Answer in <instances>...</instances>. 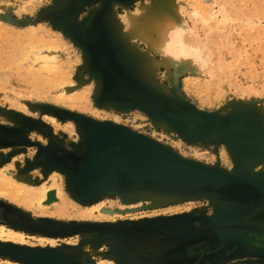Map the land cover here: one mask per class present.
<instances>
[{
    "label": "rangeland",
    "instance_id": "obj_1",
    "mask_svg": "<svg viewBox=\"0 0 264 264\" xmlns=\"http://www.w3.org/2000/svg\"><path fill=\"white\" fill-rule=\"evenodd\" d=\"M135 1L0 0V166L21 154L13 161L14 173L25 175L37 169L40 177L35 172L27 175L35 184L58 172L66 205V213L57 214L52 208L42 213L0 198V223L31 235L57 238L53 246L16 245L55 249L75 264H101L102 258L112 259V264H264V254L227 240L220 242L222 228L264 229V186L252 181L196 185L185 194L172 191L177 199L163 205H151V194L172 195L167 189L129 179L90 202L79 200L71 190L69 178L81 166L84 148L79 123L69 117L75 114L123 125L182 158L264 179V157L258 158L260 143L252 135L261 133L258 125L264 121V34L259 35L264 31V0H209L205 4L184 0L201 10L213 5L231 18L223 35H216L214 19L196 24L210 49V66L196 78L183 75L176 83L180 100L223 118L215 133L197 141L184 139L174 130H154L144 111L135 106L121 111L107 101L109 68L124 73L136 86L165 96L169 94L162 89L172 88L163 70L147 76L142 68L130 69L136 45L127 37L119 15L121 5L132 9ZM250 28L254 36L249 35ZM226 38L232 44L225 43ZM45 47L57 52L48 67L31 60L34 50ZM65 85H75L71 101L62 96ZM21 106L25 110L20 111ZM62 111L69 116H62ZM45 115L53 116L57 124L45 121ZM67 121L74 125L75 139L62 129ZM113 152L109 148L102 154ZM99 202L112 210V217L90 220L77 215L85 206ZM118 203L140 205L126 211ZM241 217L242 222L233 220ZM258 238L260 245L252 243L261 246L264 234L254 235L253 240ZM6 260L21 263L0 253V264Z\"/></svg>",
    "mask_w": 264,
    "mask_h": 264
},
{
    "label": "bare ground",
    "instance_id": "obj_2",
    "mask_svg": "<svg viewBox=\"0 0 264 264\" xmlns=\"http://www.w3.org/2000/svg\"><path fill=\"white\" fill-rule=\"evenodd\" d=\"M196 1H198L199 4L201 1H203L205 4V2H208L209 0ZM196 1L195 3H197ZM115 5L118 4H114V6ZM127 5L128 4L121 5L123 12L119 16H121V22L124 26L123 28L126 30L127 37L131 39L134 45H136V47L133 48L132 55L134 60L130 69L133 70L134 68H142L147 76H153L157 71L163 70L169 78L172 88L169 89L164 87V89H162V91L169 94L167 95L170 96L169 98L162 94L163 92L159 91V93L148 88H144L143 90L140 88L129 90V87H120L118 92H120L123 96H130V99L128 102H124L125 100H119L122 96H117V98L115 97V102H113L111 106L115 109H120L121 111L124 110V107L128 106L129 104L136 105L137 108L143 107L149 112L148 116L150 119V124L154 130L160 129L163 132L169 133H171L173 130H176V132L178 130L177 133H181L182 135L186 136L185 139H188V137L193 136L195 133H203L206 130H211L213 124L210 117H201L199 114L189 111L188 107L186 108L183 105L177 110L174 109L175 107H179L182 104V100H180V93L176 88V83L180 76L184 75L197 77V75L209 68L208 65L211 61V52L206 42L200 38V33L198 30H196V24L201 22L202 24L206 25L209 23L210 19H214V30L217 32L216 35H223L226 31H224L226 22L231 18L227 15V13L220 9L214 10L212 7L213 5L207 6L208 8L205 10L202 7L203 10H201L197 4V6L195 4V6H191L184 0H136L132 9ZM251 30L252 29L250 28L249 31ZM257 30H260V28ZM253 31L254 30L250 32V36L255 35V31L254 35L252 34ZM261 32L262 33L259 35L264 34V31ZM206 39L208 40V38ZM226 39L227 40H225V43L231 42L229 41L230 39ZM261 43L264 44V41ZM138 45H142V47H139ZM231 49L233 50V48ZM177 57L179 58L177 59ZM56 59L57 52L56 49L52 47L38 48L34 50L32 52L31 58L33 62L40 61L43 64L42 67H48V65L50 63L52 64V62H54ZM74 91L75 85H65L63 87L62 96L71 101L75 97V95H73ZM240 102L238 101L237 105H240L241 107ZM118 106L119 108H117ZM22 110H25V106H21L20 111ZM239 119L241 118L239 117ZM44 120L53 125L57 124V121L53 116L45 115ZM258 127L261 133L256 132V134H254L252 130L251 132L253 133L252 135H254V137H252L254 138L255 142L258 144L260 143L259 149L261 150L258 149L259 154H257L258 158H260L264 157V136H262V134H264V121L261 120ZM201 128L204 131L201 132ZM62 129L69 133V136H71L70 138L75 139L76 134L72 122L67 121L66 123H63ZM92 133L93 143L91 148V164L81 179L82 191L85 193L90 194L102 181H104L105 178H108V176L103 178L99 173L102 164L98 151L100 148L106 146L109 143H119L121 145L119 156L122 158L160 165L167 169H173L184 173H195L199 175H207L210 173L208 169L196 166L194 163L186 161L185 158L183 160V158L181 159L170 154L169 151L161 148L157 142L155 143V140L152 141V138L150 140V137L147 138L148 136L144 134H130L115 128V126L113 127L103 125L94 126ZM245 133H247V131ZM199 136H203V138L208 137V135ZM191 139L197 141L198 138ZM101 155L104 156L102 153ZM20 156L21 154L14 156L10 162L4 163L0 166V198L9 200L12 203H15V205H24L25 208L27 207V209L40 210L42 213L49 210V208H52V210L56 211L57 214L66 213L65 194L62 189L63 186L61 175L58 172L53 171L49 176L47 175L48 177L41 183L37 182L38 184H35L32 182L31 178L27 177V175L32 176V174L35 172L36 176L40 177V172L37 169L25 175L14 173L13 161L18 159L17 157L20 158ZM162 177L163 178L160 179L159 175L153 174L148 176V178L152 181L150 184L146 182V176L140 177L138 182L139 184H149L151 187L157 186L156 182H159L158 186L160 187H174L177 188V190L180 188V190L183 191L181 193L185 194V189L188 186H184L185 180H172L170 177ZM167 192L172 193V195L167 194V196H165L166 194L164 195L159 193L151 194V205H163L168 201L177 199L178 196L173 195L174 192L169 190H167ZM138 205L140 204L137 203L126 205L123 203H118L117 206L121 210L125 209L126 211H129L131 209L136 210ZM111 212L112 210L108 209L104 202H99L91 204L90 206H85L83 211L79 212L77 215L83 216L90 220H99L100 218L105 219L112 217L110 216ZM242 218L243 217L232 219L236 222H242ZM246 222H248V219ZM236 228L239 229L229 233L223 231L220 242H222V239H224L226 236H231L232 238L240 237L244 241H247V235H251L252 239H254V235L264 234V231H251L250 229H253L251 227L238 226ZM57 240L58 239L55 237H45L39 234L31 235L12 229L11 227L0 223V242H9L20 245L53 246L57 244ZM67 242L71 243L70 241ZM216 244L217 242L215 245ZM240 245L244 247L248 246L250 250L252 248L253 251L259 256L264 254V247L256 246L254 243H252V241H249L248 244L243 242ZM217 247L218 249L221 248L219 244ZM218 249L216 250V254L219 253ZM111 260L102 258L100 262L101 264H112ZM2 264L15 263L10 260H6Z\"/></svg>",
    "mask_w": 264,
    "mask_h": 264
},
{
    "label": "water",
    "instance_id": "obj_3",
    "mask_svg": "<svg viewBox=\"0 0 264 264\" xmlns=\"http://www.w3.org/2000/svg\"><path fill=\"white\" fill-rule=\"evenodd\" d=\"M108 75L110 79L109 85L111 86L110 88L111 90L105 91V92H106V95H108L107 101H110L112 104L113 102H115L116 100L115 97L117 98V96H122L120 97L119 100L120 101L125 100L124 102H128V100L130 99L127 97V95L123 96L120 92H118V89L120 87H126V88L129 87V90L136 89V88H140L143 90L145 88L141 86H136L131 81V79H129L124 73L117 72L114 69L109 68ZM182 105L185 106L186 108L188 107L189 111L199 114L201 117L203 116L210 117L212 120V124H213V127L211 130L204 131L201 128V132L204 131L203 133H195L193 136L188 137V140H192L191 138L202 139L203 136H199V135L209 136L215 133L217 129V125L218 126L221 125L223 121L222 117L197 110L191 104L184 102V101H182V104L179 107H175L174 109L177 110ZM129 106L136 107V105L129 104L128 106L124 107V109ZM139 109L144 111L147 115H149V112L147 109L143 107ZM65 115L69 116V114L66 111H62V116H65ZM69 117H73V119H76L78 121L79 129L81 130V133L83 134V138H84V148H83L82 157H81L82 164L81 166H78L74 169L73 173L70 175V178H69V183H70L72 192L79 200L83 202L93 201L97 197V195L102 191L119 189L120 188L119 186L125 183L124 180H127V179L134 181L136 183H139L138 182L140 180L139 178L146 176L145 180L146 182L150 184L152 181L148 178V176H151L153 174L159 175L160 179L163 178L162 176H164V177H170L172 180H177V179L185 180L184 186L188 185L187 188L189 189L195 188L196 185H202V184H214L215 186H221V185L224 186L228 183H233V182H250V181H252V183L259 184L258 185L259 187L264 186V179H251L250 177H247V176H241L239 174L228 173L222 169L203 165L199 162H195L189 159H185V160L190 161L194 163L196 166H199L201 168L208 169L210 173L207 175H199L195 173H184V172L173 170V169H167L160 165L150 164V163L139 161V160L122 158L121 156H119V152L121 151V145L119 143H109L106 146L100 148L98 151L100 158H101V164H102V167L100 168L99 173L102 175L103 178L106 176H108V178L107 179L105 178L104 181H102L97 186V188H95V190L92 191L90 194L85 193L82 191L81 179L91 164L93 127L102 126V125L103 126H113V127L115 126V128H118L130 134L133 133V134L139 135L141 133H137L123 125L112 123L110 121H98V120H94L88 117L80 116L78 114H75ZM230 124H232V122ZM178 134L184 139L186 138V136L182 135L181 133H178ZM156 142L157 141H155V143ZM157 144H159L160 147L163 148L164 150L169 151L170 154L182 159V157H180L178 154H176L175 152H173L166 146L160 144L159 142H157ZM109 148H112L114 152L110 156H102L101 153ZM158 183L159 182H156L157 186H154V187H160L158 186ZM187 188L185 190L190 191ZM165 189L169 191H177V188H174V187L165 188ZM178 191H181L180 188L178 189ZM238 229L239 228H236V227L235 228L234 227L233 228H223L222 231L229 233V232H232ZM250 230L251 231H264V229H258V230L250 229ZM246 239L247 241L246 240L244 241L240 237L232 238L231 236H226L224 239H222V242L224 240H227L228 244H242L243 242L248 244L249 241L253 240L251 235H247ZM251 250L250 251L252 253H256L253 251L252 248ZM0 253L5 254L13 259H17L19 262L25 263V264H75L74 261L71 260L69 257L51 248H39V247L30 248L26 246L16 245L13 243L0 242Z\"/></svg>",
    "mask_w": 264,
    "mask_h": 264
},
{
    "label": "flooded vegetation",
    "instance_id": "obj_4",
    "mask_svg": "<svg viewBox=\"0 0 264 264\" xmlns=\"http://www.w3.org/2000/svg\"><path fill=\"white\" fill-rule=\"evenodd\" d=\"M129 97H130V96H129ZM258 241H259V238H258V240H252V242H254V243L260 245V243H259ZM261 247H264V245L261 244Z\"/></svg>",
    "mask_w": 264,
    "mask_h": 264
},
{
    "label": "clouds",
    "instance_id": "obj_5",
    "mask_svg": "<svg viewBox=\"0 0 264 264\" xmlns=\"http://www.w3.org/2000/svg\"><path fill=\"white\" fill-rule=\"evenodd\" d=\"M179 57H177V59H178Z\"/></svg>",
    "mask_w": 264,
    "mask_h": 264
}]
</instances>
